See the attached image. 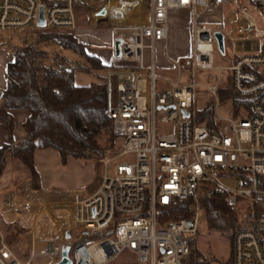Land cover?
I'll list each match as a JSON object with an SVG mask.
<instances>
[{
	"label": "built area",
	"instance_id": "1",
	"mask_svg": "<svg viewBox=\"0 0 264 264\" xmlns=\"http://www.w3.org/2000/svg\"><path fill=\"white\" fill-rule=\"evenodd\" d=\"M95 10L79 9L84 4ZM230 4L239 9L241 20L231 31L204 27L202 16ZM44 8L45 27H39ZM106 9L104 17L97 16ZM252 10L264 15V0H0V32L43 29L76 32L80 22L97 28L104 22L113 36L112 50L127 67L105 70L108 108L113 131L119 140L115 157L105 156L101 184L86 200L73 203L65 223L66 232L76 227L72 264H193L192 246L203 220V202L214 191L226 194L239 206L244 229L233 244V264H264V42L258 54L234 55L230 66L214 65L216 32L251 35L264 41ZM171 11H189L193 22V49L186 61L188 83L182 84V67L173 91L158 93L157 45L168 51ZM94 21V22H93ZM245 21L248 28L239 24ZM98 25V26H97ZM199 71L231 75L234 90L246 101L234 118L219 112V84L205 86L215 98L218 128L197 123L195 81ZM151 90V102L144 96ZM189 116L185 117L184 113ZM175 122L174 132L158 135L157 122ZM131 156L128 163H117ZM117 163V164H114ZM114 164V166H112ZM112 166V167H111ZM235 181L240 188L227 184ZM247 185V186H246ZM190 202L192 216L173 222L159 220V208ZM48 206L40 209L48 212ZM66 239L49 242L40 255L21 261L0 234V264H33L42 256L57 264L62 260Z\"/></svg>",
	"mask_w": 264,
	"mask_h": 264
},
{
	"label": "trees",
	"instance_id": "2",
	"mask_svg": "<svg viewBox=\"0 0 264 264\" xmlns=\"http://www.w3.org/2000/svg\"><path fill=\"white\" fill-rule=\"evenodd\" d=\"M98 7L89 3L79 9L89 11ZM31 31L36 40L13 50V61L6 68L7 84L1 91L0 123L8 135V143L0 147V178L8 162L17 161L29 170L33 190L40 191V174L34 159L36 151H57L64 166L69 157L83 163L92 158L100 160L113 150L118 151V138L114 134L112 120L106 114L109 104L107 85L102 81L89 86H77L75 73L91 74L92 71L127 66L104 65L101 59L87 52L88 46L75 37V32ZM51 41H56L65 50L73 51L87 65H63L60 69L45 66L43 61L46 52L38 48L42 43ZM218 99L220 102L232 101L236 114L241 108H248L246 101L235 92L232 82L219 87ZM215 105L210 103L197 111L198 125H204L209 130L218 128ZM16 112L29 114L23 124L25 136L19 142L14 139L13 114ZM189 206L190 202H178L173 207L159 208V220L173 222L190 218L192 214ZM203 209L207 230L219 232L228 240L230 258L225 264H233L234 239L244 229L240 207L232 206L226 194L214 191L204 200ZM191 262L212 264L214 259L200 258L192 246Z\"/></svg>",
	"mask_w": 264,
	"mask_h": 264
},
{
	"label": "rangeland",
	"instance_id": "3",
	"mask_svg": "<svg viewBox=\"0 0 264 264\" xmlns=\"http://www.w3.org/2000/svg\"><path fill=\"white\" fill-rule=\"evenodd\" d=\"M92 10H89L91 12ZM184 11H171L170 13V38L168 42V51L166 52V48L164 44H158L156 48V66H157V74L159 78L157 79V91L158 93H168L173 91V86L178 82V67L173 64V61L179 63L182 67V78L180 82L182 84L188 83V73L186 72V61L192 53L193 49V22L192 17L189 19V29L186 26L187 16ZM251 14L257 21V27L260 30H264V15L261 10H252ZM229 17H234L237 20H241L239 9L234 4H230L225 6L223 10L220 8L216 9L214 12L206 14L202 16L200 19V23L204 27H210L212 29L219 28L217 24V20L223 18L227 25L232 30L234 26L237 24H230L228 22ZM94 22V21H93ZM100 25L97 28H87V21L84 23L80 22L79 29L74 33L75 37L80 41H90L89 48L93 49V51H101L103 54V59L105 61L108 60L109 57L113 56V59L118 65L122 63L118 61L115 57V54L112 50L113 45V37L110 29H108L107 24L104 22L99 23ZM239 24L244 25L248 28V24L245 21L240 22ZM100 27V28H99ZM80 29L84 33H80ZM31 30H8L4 32H0V49L9 53L13 56V50L22 46L23 44H28L31 42H35V37L32 34ZM233 40H231L230 36L225 35V53L222 54L219 49L216 47L214 54V65L228 67L230 66V60L234 55H254L258 54L263 45V40L255 39L251 35H247L244 37L236 36L234 33L231 34ZM98 39L99 44L97 42H93V40ZM109 40V41H108ZM39 50H43L46 52V59H44V65L47 67H54L60 69L61 66L75 67L77 64L87 65L85 61H83L78 55H76L71 50H65L61 48L56 41H51L48 43H42L38 48ZM81 74L82 72H77ZM101 74V71H92L91 74L95 76L97 74ZM86 74V73H85ZM102 77V74H101ZM97 78V76H96ZM195 81L201 84L196 91V99L195 105L197 110L204 109L208 104L213 103L216 104L215 98L209 93L205 86H214L219 84L220 86H227L231 83V75L227 72H223L219 75L215 71H199L195 75ZM147 101L151 102V90L149 88L148 92L144 94ZM219 102V112L222 116L228 118H234V108L232 101ZM175 122L162 123L159 119L157 122V132L158 135H166L174 132ZM117 148H119V140L117 142ZM117 153V149L113 150L111 154H108L109 157H115ZM101 160V159H100ZM100 160L95 158L83 161L85 165H93L95 169L98 171V174L103 175V166L100 163ZM132 161L131 156H127L117 163H128ZM15 168L21 170L18 174L17 178H15L13 183H9L10 185L5 184V188L0 190V195L5 194L7 190H11L15 192V190H23L26 193V196L23 197V201L25 202L24 207L30 208L27 212L29 217L26 216H17L15 219L7 220L1 214L0 210V231L8 232L9 237H12V234L15 232L18 233V250H30L32 247V218L37 212L38 203L35 200V194H45L44 192H37L32 189V179L30 177L29 170L22 165L21 163L15 161ZM114 163V164H117ZM114 164L112 166H114ZM111 166V167H112ZM11 172V171H10ZM20 175V176H19ZM227 184L233 188L239 189L240 186L235 181L227 182ZM2 183L0 184V188L2 187ZM11 186V187H10ZM53 193L52 191L46 192ZM3 199V198H2ZM6 199V197L4 198ZM241 210V209H240ZM70 215V209L62 206H55L51 209V216L56 220L68 219ZM51 216L48 214H42L38 218V222L36 224V232L38 243L36 246V252L41 253V251L45 250V239L47 236H54L57 233V227L54 225V222L51 219ZM72 232L71 239L67 240L70 242V246L67 248H63L62 250V259L67 261H71L73 247L75 246V235L77 233V228L73 227L70 229ZM2 235H4L2 233ZM7 238V237H6ZM8 242V239H7ZM52 242L61 245L60 239H52ZM194 248L196 254L202 259H214L212 264H225L230 258V244L226 237L219 232H209L206 228L204 220L201 222L200 232L197 242L194 244ZM28 254L31 255V251H28ZM33 264H53L49 260L41 256H35L32 259Z\"/></svg>",
	"mask_w": 264,
	"mask_h": 264
},
{
	"label": "crops",
	"instance_id": "4",
	"mask_svg": "<svg viewBox=\"0 0 264 264\" xmlns=\"http://www.w3.org/2000/svg\"><path fill=\"white\" fill-rule=\"evenodd\" d=\"M220 9V8H219ZM223 10V8H221ZM187 20L186 26L189 29V19L192 17V13L189 11H184ZM190 17V18H189ZM217 24L221 29L224 27L226 31H231L230 27L227 25L226 21L221 18L217 20ZM88 28V27H87ZM100 28V27H99ZM79 29V28H78ZM90 29V28H88ZM81 34L84 33L81 29L79 31ZM112 35V34H111ZM113 37V36H112ZM98 39L93 40V42H97L99 44ZM113 40V39H112ZM109 41V40H108ZM81 43L88 46L87 52L102 60L104 65L110 66L111 64H118L114 61L113 56L109 57L107 61L103 59V54L101 51H93L90 49L89 46L90 41L88 42L87 39L85 41H81ZM13 61V56L9 53L0 49V98H1V91L6 87L7 84V73L6 68L9 63ZM128 66L127 64L122 63L120 66ZM102 77L105 75V70L101 71ZM101 74H97V78L94 74H85V73H75V82L77 86H89L94 83H101L102 77ZM101 78V79H100ZM14 115V139L16 142L21 141L24 136L25 132L23 130V124L29 117V114L26 112H16ZM8 143V135L3 130L2 125L0 123V147ZM35 166L40 174L41 180V190L37 191L44 192L43 196L40 194H35V200L38 203L37 212L34 214V217H31L32 222V247L29 250H22L19 251L18 249V233L12 234V237H9L8 232H1L6 244L11 249V251L21 260L27 261L32 258L33 253L40 255L41 253L36 252V246L38 243L37 232H36V224L38 222L39 216L42 214H48L51 216V209L55 206H62L67 207L70 209V215L68 219L63 220H56L51 216L54 225L57 227V233L54 236H47L44 238L45 241V249L49 242H52V239H60L63 241L65 239L66 234V227L65 223L70 219L71 215L74 211L73 203L76 201L86 200L92 197L98 190L101 184V174H98V171L93 165H85L80 161L76 160L73 157H69L67 164L64 166L62 162L61 155L54 150H38L35 153ZM15 161H9L7 168L0 178V184L2 183V187L0 190L5 188V184L10 185L13 183L14 179L17 178L18 174L21 170L15 168L16 164ZM11 171V172H10ZM20 176V175H19ZM31 177V176H30ZM10 183V184H9ZM11 187V186H10ZM33 189V187H32ZM52 191L53 193L46 192ZM26 196V193L23 190H15V192L11 190H7L5 194L0 195V210L1 214L7 220L15 219L17 216H26L29 217V213L27 214L30 208L24 207L25 202L23 201V197ZM6 197V199H4ZM3 198V199H2ZM44 204L48 206V212L42 211L40 209L41 205ZM7 237V238H6ZM8 239V242H7ZM28 251H31V255L28 254ZM44 251V250H43ZM41 251V252H43ZM42 257V256H41Z\"/></svg>",
	"mask_w": 264,
	"mask_h": 264
},
{
	"label": "water",
	"instance_id": "5",
	"mask_svg": "<svg viewBox=\"0 0 264 264\" xmlns=\"http://www.w3.org/2000/svg\"><path fill=\"white\" fill-rule=\"evenodd\" d=\"M44 8L41 7L40 9V19H39V27L44 28L45 27V19H44V12H43ZM106 15V9L103 7L98 13L97 16H102L104 17ZM216 40H217V46L219 51L224 54L225 53V36L224 34H222L221 32H216L215 34ZM118 47L119 44H116V57L119 56V52H118ZM185 117H188L189 114L188 113H184ZM65 239L69 240L71 239V233L69 231L66 232L65 234ZM67 248V247H66ZM57 264H72L71 261H67L65 259H62L59 263Z\"/></svg>",
	"mask_w": 264,
	"mask_h": 264
}]
</instances>
